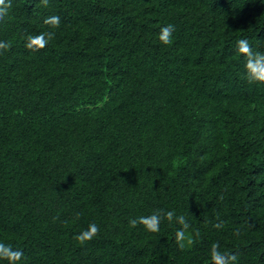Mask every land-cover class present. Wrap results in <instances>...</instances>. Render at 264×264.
I'll return each instance as SVG.
<instances>
[{"label":"trees","instance_id":"1","mask_svg":"<svg viewBox=\"0 0 264 264\" xmlns=\"http://www.w3.org/2000/svg\"><path fill=\"white\" fill-rule=\"evenodd\" d=\"M5 3L0 244L16 264H214L213 243L264 264V84L236 50L264 53V0ZM43 32L46 47L25 48ZM154 212L158 232L129 226Z\"/></svg>","mask_w":264,"mask_h":264},{"label":"clouds","instance_id":"2","mask_svg":"<svg viewBox=\"0 0 264 264\" xmlns=\"http://www.w3.org/2000/svg\"><path fill=\"white\" fill-rule=\"evenodd\" d=\"M42 4L47 7L48 0H41ZM11 7L10 3H5V0H0V18L8 14V9ZM45 25H50L52 27H59L60 17L50 16L44 20ZM175 26L172 24H167L160 29L158 33V40L164 45H171L173 43V33L175 32ZM54 33L43 32L37 35H27L25 40V48L31 51H38L47 46V44L53 39ZM11 47L9 42L0 41V50H7ZM236 50L238 54H241L245 58L244 78L250 84H264V53L259 51H253L251 45L247 39H239L236 42ZM174 212L169 211L163 214V218L171 221L173 219ZM78 218V217H77ZM161 213L154 212L149 216H141L138 218H133L129 220V226L135 228L138 224L143 225L145 229L149 232H158L160 230L161 223ZM178 222L183 225L184 229H187L188 225L185 222L183 216L178 217ZM222 224H216L214 227L220 228ZM99 233V226L92 222L88 225L87 229L82 230L79 234L74 236V239L81 245L86 242L91 241ZM177 241L181 248L185 247L183 241L186 238L184 231L177 232ZM188 244L192 243V240L188 239ZM218 243L212 244L211 258L214 264H230L236 260V256H228L226 254H221L218 251ZM23 256V253L19 250H12L10 246H5L0 244V259H6L9 264H16Z\"/></svg>","mask_w":264,"mask_h":264}]
</instances>
